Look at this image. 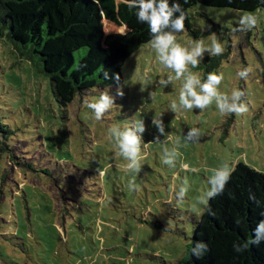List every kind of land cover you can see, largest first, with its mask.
Wrapping results in <instances>:
<instances>
[{"label":"rangeland","instance_id":"rangeland-1","mask_svg":"<svg viewBox=\"0 0 264 264\" xmlns=\"http://www.w3.org/2000/svg\"><path fill=\"white\" fill-rule=\"evenodd\" d=\"M168 4L188 7L193 16L195 35L173 33L177 43L191 50L215 35L224 46L220 55L204 51L189 70L201 83L209 73L223 74L217 91L232 103L239 89L237 103L248 111L221 115L215 98L204 109L183 110L184 77L177 80L151 44L125 63L116 84L63 107L50 79L0 41V264H176L205 210L199 200L214 169L244 163L264 173V10L254 12L257 25L249 31L239 23L246 12L196 0ZM104 23L107 34L127 32ZM208 57L216 58L217 69L209 71ZM245 70L247 76H238ZM105 91L114 106L97 121L87 104ZM154 118L162 120L163 133ZM136 119L145 124L138 133L139 172L118 155L112 131ZM174 148L176 155L168 156L165 149Z\"/></svg>","mask_w":264,"mask_h":264},{"label":"trees","instance_id":"trees-1","mask_svg":"<svg viewBox=\"0 0 264 264\" xmlns=\"http://www.w3.org/2000/svg\"><path fill=\"white\" fill-rule=\"evenodd\" d=\"M196 1L215 9L246 13L264 10V0ZM128 2L0 0V41L10 44L20 57L47 76L55 98L67 107L96 87L116 84L125 63L154 39L148 23L138 20L139 0H130L136 5L132 8ZM180 15L177 11L172 19ZM192 18L189 11L184 30L195 35ZM105 21L125 27L127 32L107 34ZM162 32L176 33L171 26ZM215 60H204L210 62L209 71L218 68ZM209 208L214 216L209 214ZM262 213L264 173L244 163L236 164L223 193L208 201L194 228L186 257L176 264H264V240L245 247L264 221ZM200 243L208 245L209 250L198 248ZM196 252L203 253V257L197 259Z\"/></svg>","mask_w":264,"mask_h":264},{"label":"clouds","instance_id":"clouds-1","mask_svg":"<svg viewBox=\"0 0 264 264\" xmlns=\"http://www.w3.org/2000/svg\"><path fill=\"white\" fill-rule=\"evenodd\" d=\"M187 3V0H184ZM129 8L136 5L129 2L127 3ZM138 7L140 11L137 13L138 20L140 22H147L149 25L150 32L154 34V39L150 41L153 50L157 54L159 62L168 69L175 72V78L179 80L184 77V82L180 89L179 94V105L183 110H191L193 108L204 109L212 104L213 98L216 101V108L221 115H228L235 113L237 115L243 114L248 111L247 104L240 105L237 103L239 98L243 93L239 89H234L232 91V103H228V97L222 95L217 91V86L223 80V74H217L215 72L208 74V79L205 83L200 82L198 74H194L189 70V65L197 67L199 65L198 57H202L204 51H210L212 55H220L223 53V45L219 43L215 35L209 37L211 41L210 44H206L203 39L195 41L189 47L182 46L177 43V36L172 33H164L162 29L171 26L176 33H181L185 29V20L187 19L188 12L181 11V7L177 4L175 7H170L168 0H139ZM177 11L181 12V15L172 19L173 14ZM240 24L247 25L248 30L251 31L257 25V18L255 13H247L240 21ZM185 73L187 75L185 76ZM105 75H107L105 73ZM238 76L241 78L247 76V70L239 72ZM118 78V77H117ZM171 79V77H169ZM199 89V90H197ZM118 95L121 97L124 95L123 91H119ZM114 106V98L110 97L107 92H102L100 95L93 99L92 102L87 104V107L92 110L95 120L99 121L103 118L104 114ZM171 108L174 112L179 111L177 109L176 101H173ZM153 124L160 128L161 133H163L162 120L154 118ZM134 128V130H133ZM116 137L117 147L119 149L118 155L122 156L126 161L130 160L131 163L127 164L126 167L129 169H134L139 172L141 169L140 160L141 149L140 145L142 138L138 133L142 134L145 131V124L142 119L135 120L134 126H128L124 131H119L118 129L112 130ZM196 129L193 128L189 136L195 132ZM188 140V137H185ZM159 137L155 138L154 143H159ZM168 156H175V148L172 151L165 149ZM166 164H171V159H165ZM234 171V166L229 162L222 164L219 168L214 169L213 174L208 180L209 188L204 192L203 196L200 198L199 202L201 204L207 205L208 201L215 198L216 196L223 193L225 186L229 183L232 173ZM139 186H137L138 188ZM185 190L182 188L181 192L178 194L181 198L184 195ZM210 215H215L211 209H208ZM264 215V213H262ZM237 224L240 223L239 220L236 221ZM264 240V221L258 225L256 229L255 238L253 237L248 240V244L245 245L247 248L249 244L259 245L260 241ZM198 248L209 250L208 245L200 243L197 245ZM237 251H240L237 248ZM197 259L203 257V253L196 252Z\"/></svg>","mask_w":264,"mask_h":264}]
</instances>
